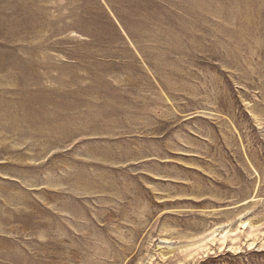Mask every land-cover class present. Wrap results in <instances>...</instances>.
Here are the masks:
<instances>
[{"label": "rangeland", "instance_id": "374dc122", "mask_svg": "<svg viewBox=\"0 0 264 264\" xmlns=\"http://www.w3.org/2000/svg\"><path fill=\"white\" fill-rule=\"evenodd\" d=\"M0 264H264V0H0Z\"/></svg>", "mask_w": 264, "mask_h": 264}]
</instances>
